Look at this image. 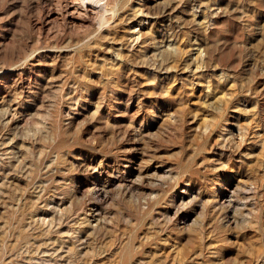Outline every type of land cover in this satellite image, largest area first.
<instances>
[{
    "label": "rangeland",
    "instance_id": "rangeland-1",
    "mask_svg": "<svg viewBox=\"0 0 264 264\" xmlns=\"http://www.w3.org/2000/svg\"><path fill=\"white\" fill-rule=\"evenodd\" d=\"M84 1L0 0V264H264V0Z\"/></svg>",
    "mask_w": 264,
    "mask_h": 264
},
{
    "label": "bare ground",
    "instance_id": "bare-ground-1",
    "mask_svg": "<svg viewBox=\"0 0 264 264\" xmlns=\"http://www.w3.org/2000/svg\"><path fill=\"white\" fill-rule=\"evenodd\" d=\"M84 1V0H83ZM74 3V2H73ZM81 3V2H80ZM84 5L87 7L89 11L91 10H99L106 8V1L103 4L99 3V0H85ZM84 6V7H85ZM113 17V16H112Z\"/></svg>",
    "mask_w": 264,
    "mask_h": 264
}]
</instances>
